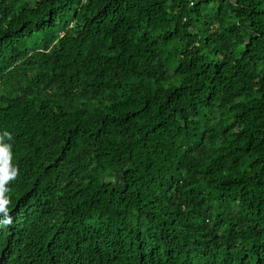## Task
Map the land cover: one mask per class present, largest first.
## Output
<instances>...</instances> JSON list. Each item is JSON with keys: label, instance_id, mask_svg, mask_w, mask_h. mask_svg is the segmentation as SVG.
Wrapping results in <instances>:
<instances>
[{"label": "trees", "instance_id": "obj_1", "mask_svg": "<svg viewBox=\"0 0 264 264\" xmlns=\"http://www.w3.org/2000/svg\"><path fill=\"white\" fill-rule=\"evenodd\" d=\"M5 181L0 264H264V0H0Z\"/></svg>", "mask_w": 264, "mask_h": 264}, {"label": "clouds", "instance_id": "obj_2", "mask_svg": "<svg viewBox=\"0 0 264 264\" xmlns=\"http://www.w3.org/2000/svg\"><path fill=\"white\" fill-rule=\"evenodd\" d=\"M14 178V173L9 176V179ZM5 182H0V217H7L3 219L2 223L4 225L11 223V218L8 216V207L7 205L10 203V199L8 197H4L2 195L3 192L7 191V189L3 186Z\"/></svg>", "mask_w": 264, "mask_h": 264}]
</instances>
